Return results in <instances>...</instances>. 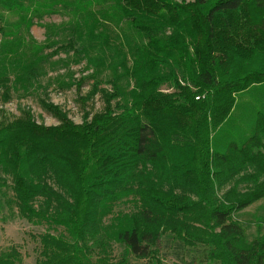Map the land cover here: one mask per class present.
Returning a JSON list of instances; mask_svg holds the SVG:
<instances>
[{
    "label": "trees",
    "instance_id": "obj_1",
    "mask_svg": "<svg viewBox=\"0 0 264 264\" xmlns=\"http://www.w3.org/2000/svg\"><path fill=\"white\" fill-rule=\"evenodd\" d=\"M60 10L96 81L89 96L103 70L112 86L80 124L46 102L56 126L29 111L0 120V187L9 181L21 219L61 229L39 235L36 264H161V238L182 264H264V229L247 241L233 219L264 199V108L248 138L227 142L237 97L264 95V0H0V76L22 90L35 81L45 46L25 61L19 31ZM58 28L45 26L48 38ZM125 198L136 210L111 214ZM0 264L21 257L11 248Z\"/></svg>",
    "mask_w": 264,
    "mask_h": 264
},
{
    "label": "rangeland",
    "instance_id": "obj_2",
    "mask_svg": "<svg viewBox=\"0 0 264 264\" xmlns=\"http://www.w3.org/2000/svg\"><path fill=\"white\" fill-rule=\"evenodd\" d=\"M7 18L10 24H14L17 20L15 16L7 15ZM67 21L68 16L60 10L57 14L45 16L39 21L34 20L33 26L28 31L24 28L19 31L20 38L26 42L25 46H20L19 51L25 61L32 58L31 44L45 46L41 53L44 57L42 70L40 68V74L30 86L25 87V90L12 82V73H8L5 77L0 76L1 121H12L20 118L22 112L29 111L38 125L56 126L57 120L43 110L42 102L56 105L74 124H80L85 113L91 117L103 111L102 91L110 93L112 86L109 70H103L101 81L97 83L96 94L89 96L96 81L90 78L91 71L85 68L86 59L76 58L71 31L64 29L66 27L64 23ZM49 25L59 26V28L48 38L45 26ZM123 30L125 31V28ZM109 35L114 40L113 44L120 42L118 38H115L116 35L120 36V31L114 27H109ZM61 38H64V41L59 42ZM67 38H70L69 44H66ZM126 85L123 80L122 88L125 89ZM161 92L171 93L172 90L163 87ZM262 94L261 89L255 88L248 94L237 97L235 111L228 125L231 135L227 137V142H238L239 138H235L236 136H240L241 139L250 136L249 124L255 117L256 111L264 108V95ZM115 102L113 101L112 105ZM220 138L219 135H215L214 141ZM7 185L9 181L6 186L0 187V253L14 248L21 257V264H36L39 259V235L46 232L57 235L61 229H48L44 223L30 224L21 219L17 214L13 194ZM130 200V198H125L112 204L111 214L134 212L136 207ZM111 214L106 217L105 221H108ZM233 219L243 228L246 240H253L264 229V199L238 212ZM156 249V257L161 264H182L175 260L164 238L157 241ZM121 252L122 248L113 244L106 253L109 263L117 261ZM129 264L154 263L148 259L129 257Z\"/></svg>",
    "mask_w": 264,
    "mask_h": 264
},
{
    "label": "built area",
    "instance_id": "obj_3",
    "mask_svg": "<svg viewBox=\"0 0 264 264\" xmlns=\"http://www.w3.org/2000/svg\"><path fill=\"white\" fill-rule=\"evenodd\" d=\"M198 98H196V100H197Z\"/></svg>",
    "mask_w": 264,
    "mask_h": 264
}]
</instances>
